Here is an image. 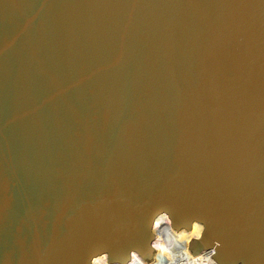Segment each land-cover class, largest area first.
<instances>
[{"label": "water", "instance_id": "95a60500", "mask_svg": "<svg viewBox=\"0 0 264 264\" xmlns=\"http://www.w3.org/2000/svg\"><path fill=\"white\" fill-rule=\"evenodd\" d=\"M160 215L264 264V0H0V264L151 262Z\"/></svg>", "mask_w": 264, "mask_h": 264}, {"label": "bare ground", "instance_id": "6f19581e", "mask_svg": "<svg viewBox=\"0 0 264 264\" xmlns=\"http://www.w3.org/2000/svg\"><path fill=\"white\" fill-rule=\"evenodd\" d=\"M155 226L164 227V231L159 233L163 238L161 244L156 242L154 260L152 262L141 260L137 264H215V260L208 254L200 255L202 252L194 254L191 251V241L201 235L200 225L194 224L190 231L172 230L168 218L160 215L155 220ZM93 262V264H106L103 258L98 257Z\"/></svg>", "mask_w": 264, "mask_h": 264}, {"label": "built area", "instance_id": "2783aa9c", "mask_svg": "<svg viewBox=\"0 0 264 264\" xmlns=\"http://www.w3.org/2000/svg\"><path fill=\"white\" fill-rule=\"evenodd\" d=\"M169 226H170V224H169ZM171 227V226H170ZM171 229L172 230H174L172 227H171ZM162 231H164V227H160V226H155L154 227V232H155V235H156V237H155V241H154V243H153V245H154V248H155V252H156V242H157V235H159V233H161ZM202 254H208L209 255V257H212V254H213V251L212 250H207V251H204V252H202L200 255H202ZM98 258H103L104 259V262L106 263V264H137V263H139L141 260H144L139 254H137V253H133L132 254V256H131V259L128 261V262H126V263H110L109 261H108V259H107V257L106 256H99ZM96 259V258H95ZM213 259V258H212ZM153 260H154V258H153ZM152 260V261H153ZM151 261V262H152ZM94 263V262H93ZM215 264H217L216 262H215Z\"/></svg>", "mask_w": 264, "mask_h": 264}, {"label": "rangeland", "instance_id": "374dc122", "mask_svg": "<svg viewBox=\"0 0 264 264\" xmlns=\"http://www.w3.org/2000/svg\"><path fill=\"white\" fill-rule=\"evenodd\" d=\"M170 227V226H169ZM170 229V228H169ZM171 231V230H170ZM163 236L158 235V239H157V243L161 244V240H162ZM161 248V246H159Z\"/></svg>", "mask_w": 264, "mask_h": 264}]
</instances>
